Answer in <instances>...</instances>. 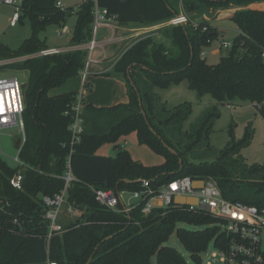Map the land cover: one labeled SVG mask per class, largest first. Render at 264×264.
<instances>
[{
  "label": "trees",
  "instance_id": "obj_1",
  "mask_svg": "<svg viewBox=\"0 0 264 264\" xmlns=\"http://www.w3.org/2000/svg\"><path fill=\"white\" fill-rule=\"evenodd\" d=\"M57 1L24 0L21 13L29 17L32 35L15 50L0 42V60L48 47L39 42L38 33L50 23H60L71 11L76 19L70 45H82L91 39L94 0H83L77 8L67 9L58 6ZM96 2L115 17L116 23L123 25L160 24L180 9L189 21L184 25L160 26L125 48L112 69L102 75L125 78L127 102L112 106L84 103L83 132L73 144L68 129L71 118L64 113L78 92H49L82 72L87 51L76 48L3 66L25 71L22 83L25 141L19 158L27 167L22 169L20 186L15 187L10 179L17 168L0 157V264H150L152 257L156 264H186L176 248L166 245L174 230L189 258L200 264V255L210 242L216 245L225 238L216 217L197 208L189 210L186 206L173 205L167 210L155 207L144 214L141 211L144 200L129 213H118L101 206L90 187L138 191L143 188L141 181L147 180L149 187L157 190L183 176L208 178L215 181L225 199L264 208V161L248 163L241 155V149L252 138L249 126L242 138L236 140L231 136L213 158L206 160L204 152L211 150L208 138L218 116L215 105L183 130L190 103L168 109L154 92L155 86L165 87L186 78L199 95L210 93L218 103H227L235 97L249 99L264 120V60L261 58L264 8H245L264 0ZM205 6L211 10L236 9L230 20L235 23L238 34L215 64L207 63L200 52L218 36V27H213L210 21L193 18ZM87 85L85 82L83 86ZM132 132L139 144L148 146L163 161L145 165L133 160L117 143L119 138ZM103 143L114 145V155L96 154ZM67 161L74 180L67 189L66 204L82 210V214L48 238L42 196L61 191Z\"/></svg>",
  "mask_w": 264,
  "mask_h": 264
},
{
  "label": "rangeland",
  "instance_id": "obj_2",
  "mask_svg": "<svg viewBox=\"0 0 264 264\" xmlns=\"http://www.w3.org/2000/svg\"><path fill=\"white\" fill-rule=\"evenodd\" d=\"M83 0H60L63 8H77V6ZM264 8V3H254L246 6ZM229 12L233 13L235 8H226ZM226 9H221L226 12L218 13L219 9L210 10L205 6L203 12L193 15L195 20L210 21L213 27H218V32L223 31V34H218L212 44L206 47L205 60L209 64H215L218 62L221 55H224L228 49L219 48L217 53H212L211 49L218 46L219 41L222 38L232 40L237 34L238 29L230 18L224 17L225 13H229ZM13 7L0 3V42L6 44L11 49H17L25 40L29 39L32 35L31 25L29 17L21 13V20L15 25H10V19L12 16ZM208 16V17H207ZM217 17V18H216ZM76 16L71 11L64 15L60 23H50L44 30L38 33V40L44 43L48 47H65L71 44L73 28L75 24ZM116 26H123L122 23H116ZM145 28V25H141ZM61 27H67V32L60 34ZM137 36L147 34L150 29L142 31ZM106 32V33H105ZM110 31H105L101 28L98 30L97 39L100 40L110 35ZM133 33V32H131ZM139 38V37H138ZM135 38H128L126 42ZM125 40V39H124ZM115 39L100 43V46L93 51L92 55L98 58V62L90 63L88 67V75L85 82L88 83L86 87L83 86L80 73L76 77L68 79L62 86L50 90V94L62 93L67 91H76L81 93L84 98V103L111 105L112 103H118L126 94L127 85L125 84V78L121 75H102L107 71H110L118 59L119 55L127 48L129 44H117ZM111 46V47H110ZM88 55V52H87ZM20 57L11 58L8 60L9 64L21 62ZM88 59V57H87ZM86 59V60H87ZM85 66L82 71H84ZM13 74L22 81L25 79V71H17L15 68L6 69L0 72V76ZM122 80L123 85L118 84L117 81ZM154 92L157 93L164 103L166 108L171 109L183 102H189L191 110L187 118L182 123V129L187 130L191 124L196 122L202 113L210 106L215 105L218 112V116L214 119L212 124V130L209 135L208 141L211 150L204 152L206 160L213 158L215 153L223 148L226 143L233 136L236 140L244 136L246 128L249 126L252 130V138L249 143L241 149V155L246 159L248 163L263 162L264 161V120L256 109L254 104L249 99H241L235 97L227 103L216 102L210 93H204L199 95L194 89L189 86L186 78H181L176 82H171L165 87L155 86ZM82 98V99H83ZM109 103V104H107ZM102 105V104H101ZM135 133L128 134L119 140L117 143L122 148L126 149L131 158L135 161H140L146 165H157L163 161V157L154 153L148 146L139 144L137 138L134 139ZM18 128L16 126L5 128L0 134V157L9 166H15L14 157L17 154L15 144L17 138H19ZM125 141V142H124ZM98 152L103 153L106 156H112L115 153V148L112 143H103L99 146ZM133 159V160H134ZM66 204L61 206V212L59 214V225H65L69 222H74L76 218L80 217L82 210L75 213L68 212ZM178 226H184L189 229L195 227L189 225L178 224ZM264 237V235H263ZM166 245L176 248L186 260V264H195L189 258V254L179 242L175 230L170 234ZM264 247V238L262 241ZM150 264H156L155 257H152Z\"/></svg>",
  "mask_w": 264,
  "mask_h": 264
},
{
  "label": "built area",
  "instance_id": "obj_3",
  "mask_svg": "<svg viewBox=\"0 0 264 264\" xmlns=\"http://www.w3.org/2000/svg\"><path fill=\"white\" fill-rule=\"evenodd\" d=\"M24 0H0V3L10 5L13 7L10 25H15L21 16V6ZM58 6H62L60 0L57 1ZM181 6L179 7V9ZM93 24H92V37L82 45L66 46V47H45L39 51L20 56V60L29 57L46 56L57 54L71 49H84L88 52V59L85 63V69L81 72V81L84 85L88 75V67L90 63L98 62V58L92 55L93 51L100 46V40L97 39L98 30L101 27L112 28L115 22V17L109 15L105 8L100 7L96 0L92 7ZM188 16L180 9L178 13L169 18L167 21L153 25V27H160L164 25H184L188 23ZM205 30V27L202 28ZM67 32V27H61L60 34ZM114 40L111 37L109 40ZM212 42H210V45ZM209 45V46H210ZM232 42L222 38L219 43V48L229 49ZM208 47V46H207ZM206 47H204L200 56L205 58ZM261 58L264 60V49L261 51ZM10 62V61H9ZM8 60H0V72L6 70L3 66L9 64ZM2 67V68H1ZM23 84L17 76L13 74L0 76V134L5 128L16 126L18 134L15 147L17 154L14 157L15 166L17 171L11 177V184L19 187L22 181V169L27 165L19 158V152L25 141L24 124H23ZM82 94L78 93L76 99L72 102L70 107L64 114L69 115L71 122L68 129L71 134L70 143L77 142L83 132L81 112L83 108ZM64 185L60 192L55 193L53 196H42V203L45 206L44 218L48 221L49 238L53 233L60 232L61 226L59 225V214L61 206L66 204V193L70 183L74 177L70 171L68 161L66 169L62 176ZM202 180V188H194L193 182ZM143 188L138 191H129L126 189H113L91 186L90 190L94 195L95 200L110 211L127 214L135 208L140 200H144L142 212L148 214L153 208L159 207L167 210L171 205L173 206H186L189 210L200 209L208 212L220 221V229L224 233L225 238L214 244L210 242L208 247L200 255V264H264V247L262 246L264 235V208L256 205L245 204L240 201H230L225 199L216 183L208 178L193 179L189 176L176 178L161 186L159 189L154 190L149 187L147 180L141 181ZM175 197H195L197 204L195 205H178L174 203ZM68 212L75 213L79 209L66 204ZM1 208V200H0ZM82 212L80 213V215ZM17 219H14V223ZM48 264H56L49 262Z\"/></svg>",
  "mask_w": 264,
  "mask_h": 264
},
{
  "label": "crops",
  "instance_id": "obj_4",
  "mask_svg": "<svg viewBox=\"0 0 264 264\" xmlns=\"http://www.w3.org/2000/svg\"><path fill=\"white\" fill-rule=\"evenodd\" d=\"M211 10V9H210ZM227 10V9H226ZM228 11V10H227ZM223 12H226V11H224V10H221V9H219L218 10V13H223ZM229 12V11H228ZM233 13H231V12H229V13H225L224 14V17H227V18H230V16L232 15ZM208 17V16H207ZM217 18V17H216ZM114 26L112 27V28H105V27H101V28H103V29H105V31H110L111 33H110V35H107L105 38H102V39H100V42L102 41V42H105V41H107V40H109L111 37H113L114 39H115V41L114 42H119V43H115V44H111V45H117V44H123V47L125 46V44L127 45V44H129L130 42H134L135 40H130L129 42H126L127 40H128V38H135V37H140V36H137V35H139L140 33H141V29H143L142 31H145L147 28L148 29H150L149 31H148V33L149 32H153L155 29H156V27H153V25L152 26H145V28H143L142 26H135V25H123V26H116V24H115V22H114V24H113ZM100 28V29H101ZM131 32H133V33H131ZM221 32V31H220ZM106 33V32H105ZM147 33V34H148ZM224 33V32H223ZM143 35H146V34H143ZM125 39V40H124ZM69 46V45H68ZM66 47V46H65ZM111 47V46H110ZM219 51V47L217 46V47H214V48H212L211 49V52L212 53H217ZM118 82V84H120V85H123V82H122V80H120L119 79V81H117ZM55 94V93H54ZM57 94V93H56ZM83 97V96H82ZM83 100H84V98H83ZM127 100H128V98H127V95H125L124 96V98L121 100V101H119L118 103H125V102H127ZM83 104H84V101H83ZM102 104V105H101ZM101 104H94L95 106H112V105H115V104H117V103H112L111 105H103V104H105V103H101ZM107 104H109V103H107ZM132 133H134V132H132ZM131 134V133H130ZM128 136V135H127ZM125 137V136H124ZM136 138V135L134 136V139ZM122 139H124L123 137H121V138H119V140H122ZM118 140V141H119ZM125 142V141H124ZM99 150L97 149L96 150V154H99V155H104L103 153H100V152H98ZM132 159H134V158H132ZM135 160V159H134ZM145 164V163H144ZM146 165V164H145Z\"/></svg>",
  "mask_w": 264,
  "mask_h": 264
},
{
  "label": "water",
  "instance_id": "obj_5",
  "mask_svg": "<svg viewBox=\"0 0 264 264\" xmlns=\"http://www.w3.org/2000/svg\"><path fill=\"white\" fill-rule=\"evenodd\" d=\"M220 34H223V31L219 32ZM129 69V68H128ZM132 86L134 87V89L136 90V87L134 86V84L132 83V81L130 80ZM138 96V102H139V106L141 107V98L139 96V94H137ZM141 112L143 113V110L141 109ZM167 149L174 153L175 151L171 148L166 146ZM179 164H180V168H181V164H182V160L179 159ZM203 186V181L202 180H198V181H194L193 182V187L194 188H202ZM174 203L178 204V205H195L197 204V199L195 197H188V198H184V197H175L174 198ZM91 258V257H90Z\"/></svg>",
  "mask_w": 264,
  "mask_h": 264
}]
</instances>
